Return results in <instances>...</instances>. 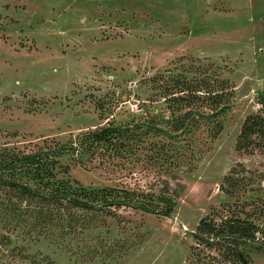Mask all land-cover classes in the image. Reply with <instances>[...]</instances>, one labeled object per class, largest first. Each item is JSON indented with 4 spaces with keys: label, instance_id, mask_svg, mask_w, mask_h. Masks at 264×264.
<instances>
[{
    "label": "rangeland",
    "instance_id": "374dc122",
    "mask_svg": "<svg viewBox=\"0 0 264 264\" xmlns=\"http://www.w3.org/2000/svg\"><path fill=\"white\" fill-rule=\"evenodd\" d=\"M158 75L211 95L227 80L222 133L176 131L187 109L165 100ZM262 93L264 0H0V176L45 193L168 190L176 201L171 217L109 215L0 186V264H191L218 256L194 233L225 205L264 241V157L236 150ZM109 125L126 144L110 157L107 143H84Z\"/></svg>",
    "mask_w": 264,
    "mask_h": 264
},
{
    "label": "trees",
    "instance_id": "16d2710c",
    "mask_svg": "<svg viewBox=\"0 0 264 264\" xmlns=\"http://www.w3.org/2000/svg\"><path fill=\"white\" fill-rule=\"evenodd\" d=\"M180 78H166L164 75H158L154 80L159 87L163 88L165 95L163 97L168 103L178 105L180 110L187 109L178 118L175 126L176 131L191 133L202 125L210 129L213 138L219 136L223 131L222 118L231 106L230 83L227 80L217 79L215 82H217L218 90L215 91V94L213 93L214 95L207 92L199 94L201 90L197 89L198 83L188 81L183 75ZM258 105L259 109L249 114L242 125L236 150L242 154H260L264 157V93L260 94ZM202 107L210 108L211 112H204ZM127 131L133 136L130 130ZM122 132L121 129L109 125L85 135L84 143L90 148L102 142L107 143L108 147L105 151L106 155L110 157L113 154L121 153L126 148L125 142L121 140ZM225 181L229 187L237 186V181L231 176L226 177ZM0 186L9 187L26 198L41 199L53 203H62L64 200L74 208L88 212L100 211L109 215L114 214V209L127 207L149 214L171 217L176 206L173 194H170L168 190H161V197L158 198L152 193L145 194L136 190L120 189L91 192H86L83 189L82 195L76 196L66 192L45 193L28 183L3 176H0ZM222 190H225L224 187ZM226 192L231 194L232 191L226 189ZM241 213L242 211L238 214V211L237 213L232 211V206L225 205L222 208L213 209L200 221L194 238L200 246L218 253V256L198 252L195 254L197 259L191 264H227V258L234 260L235 263L243 264L242 256L248 261L247 255L243 252L244 248L264 253V241H260L257 237L260 226L247 215L245 218L242 217ZM254 214L257 213L254 212Z\"/></svg>",
    "mask_w": 264,
    "mask_h": 264
},
{
    "label": "water",
    "instance_id": "95a60500",
    "mask_svg": "<svg viewBox=\"0 0 264 264\" xmlns=\"http://www.w3.org/2000/svg\"><path fill=\"white\" fill-rule=\"evenodd\" d=\"M242 261H243V264H249V262L244 258V256H242Z\"/></svg>",
    "mask_w": 264,
    "mask_h": 264
},
{
    "label": "built area",
    "instance_id": "2783aa9c",
    "mask_svg": "<svg viewBox=\"0 0 264 264\" xmlns=\"http://www.w3.org/2000/svg\"><path fill=\"white\" fill-rule=\"evenodd\" d=\"M134 110V108H132Z\"/></svg>",
    "mask_w": 264,
    "mask_h": 264
}]
</instances>
